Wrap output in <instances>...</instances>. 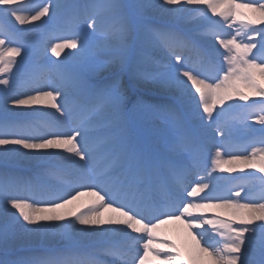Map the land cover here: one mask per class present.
Wrapping results in <instances>:
<instances>
[{"label":"snow or ice","instance_id":"snow-or-ice-1","mask_svg":"<svg viewBox=\"0 0 264 264\" xmlns=\"http://www.w3.org/2000/svg\"><path fill=\"white\" fill-rule=\"evenodd\" d=\"M27 3L28 0H0V18H12L21 26L31 25L60 7L53 0H46L32 9L24 7ZM236 5L237 0H163L162 6H171L165 7V11L180 14L190 9L205 17L202 34L218 42L224 50L222 52L201 53L191 41L176 32L149 25L140 26L145 42L167 49L174 58L175 62L168 68L169 86L182 97L191 93V99L202 108V118L206 116L209 123L215 122V133L221 141L215 145L211 168H205V175L195 181L191 191H188L186 180L200 166L201 147L188 133L177 135L167 154H153L140 149L126 137H122L115 148L106 147L109 144L107 139L89 142L94 123L102 118L106 107L119 117L129 103H136L128 95L122 74L132 71L129 40L136 30V22L130 8L145 5H127L122 0H95L88 6L91 12L86 18L87 27L96 31L98 23L107 21L101 35L115 53L110 60L96 65L94 82H89L83 74L64 73H57L55 79L48 82L32 79L23 84H14L7 77L0 78V85L3 86L0 97L3 98L5 112L9 111V103L21 113L25 107L50 104L61 119L74 115L73 126L67 131L43 134L38 133L30 122L7 116L0 118V146H3L0 148V160H7L19 152L18 148L9 146H22L29 150H65L71 154L66 159L75 165L74 175L65 168L53 170L51 174L60 181L56 189L34 186L11 175H0V205L11 212L13 224L22 220L26 232L58 233L68 240H72L77 232L84 235L99 233L104 237L120 234L126 237L123 243L107 246L103 250L115 258L116 264H264V183L261 184L262 190L251 196H241L244 190L241 187V191L235 192L231 198L205 195L200 200L207 203L185 202L187 197L196 198L198 193L209 189L213 173L217 169L223 170L224 165H229L228 172L239 167L241 170L257 169L259 173H264V135L253 141L261 147H252L248 154H234L235 150L228 149L222 154L221 151L225 147L224 141L231 135L227 117L232 105L225 102L232 100L234 95L243 101L249 100V96L239 90V82L251 88L253 96L264 97V84L257 79L258 76L264 79V28L255 27L264 22V3L251 0L241 5L258 13L261 19L240 21L241 27L232 34L228 29L235 26ZM209 12L219 19L213 20L208 16ZM249 33L251 36H248ZM255 36L260 39L253 42ZM245 37H248V42H244ZM78 40V36L62 39L52 45L51 51L59 56L62 49H76ZM17 42L16 34L0 23V74L12 71L15 57L21 54L22 47L4 46ZM257 44L260 45L258 49ZM189 46L197 51L199 58L195 61L182 55L181 50ZM253 49L257 51L253 52ZM216 54L223 58L226 69L216 67L213 59ZM220 72L222 75L218 74ZM132 74L142 75L134 71ZM21 88L27 90L21 91ZM260 104L264 105V100ZM217 106H220L218 110ZM254 119L264 129V107ZM184 154L190 158L188 163H178L174 159ZM260 180L264 182V176ZM20 188L24 189V195L19 194ZM82 196L94 198L86 211H62ZM213 200L218 203L213 205ZM242 200L248 202L242 203ZM211 206L231 209L232 218L205 219L202 215H192L193 209ZM104 210H111L117 217L105 221L101 218ZM186 215L190 217L186 220L190 230L204 224L213 226L221 238L218 242L220 246L205 240L208 246L204 247L201 244L203 234L197 238L189 232L192 243L186 246L189 256L186 260L185 252L177 247L175 241L156 243L159 240L157 230L162 224L169 220H181ZM105 224L115 226L95 227ZM8 236L6 229L0 230V243L6 242ZM164 248L171 251L163 252ZM257 251L259 260L250 259V254ZM0 264L17 262L5 260ZM32 264L99 262L95 260L94 253L84 254L69 247L50 250L45 259Z\"/></svg>","mask_w":264,"mask_h":264},{"label":"bare ground","instance_id":"bare-ground-1","mask_svg":"<svg viewBox=\"0 0 264 264\" xmlns=\"http://www.w3.org/2000/svg\"><path fill=\"white\" fill-rule=\"evenodd\" d=\"M33 1L28 0L24 7L36 8L37 6H34ZM45 2L46 0H41L37 5H42ZM94 2L95 0H53V3L59 4L60 7L52 10L50 15L32 22L31 25L21 26L12 18H0V23L15 33L18 38L17 43L6 44L4 47L22 46L21 54L16 56V63L12 66V71L0 74V78L7 77L12 79L14 84H23L32 79H42V82H48L54 80L57 73H64L67 75L83 74L89 79V82H94L96 76L87 77L86 73H89L90 68L94 65L110 60L115 55L109 42L101 35L107 21L104 24L98 23L96 31L87 27L86 18L91 12L88 6ZM122 2L125 3L124 0ZM129 2L130 5H145L144 7L130 8L136 22V30L129 40V57L132 71L122 74V82L128 95L136 103L135 105L129 103L119 117L114 115L110 107H106L102 116L106 118L95 121L93 131L89 135V142L95 143L100 139H107L109 144L106 147L115 148L120 142L118 131L114 132V128L110 129L109 126L123 125L128 116L136 123L137 131L145 136L147 144H144L132 132L125 134L123 137H126L140 149L153 154H167L169 145L177 137H170L168 134L169 129H175L177 135L188 133L196 139L201 147L200 166L198 169L193 170L186 180L188 191H191V187L195 186V181L200 176L205 175V168H211L215 145L221 143V141L215 133V122L209 123L206 116L202 118V108H199L197 102L191 99V93H187L182 97L180 93L169 86L168 68L172 64L171 54L163 47L153 46L145 42L141 37L140 26L149 25L157 29L176 32L191 41L195 49H198L201 53H217V50L219 52L224 50L219 47L218 42L212 37L202 34L201 30L206 23V18L199 16L190 9L177 14L172 11H165V7L170 8L171 6H162L163 0H129ZM250 2L251 0H237L235 26L228 29L232 34H235L236 30L241 27L240 21L261 19L258 13L241 6ZM261 2L264 3V0H261ZM208 16L213 20L219 19V17L212 16L210 12ZM255 27L264 28V22L258 23ZM77 36L79 40L76 49H62L59 56L51 51L52 45L55 43L60 42L62 39L77 38ZM248 36H251V33ZM259 39V36L252 38L253 42ZM244 42H248V37H245ZM81 45L83 46L81 47ZM259 47L260 45L257 44V49ZM257 49H253V52H256ZM181 51H184L182 55L187 60L195 61L199 58L197 51L192 46ZM213 59L217 68L226 69L221 56L216 54ZM133 71L142 75L135 76L132 74ZM218 74L222 75V72ZM257 79L264 84V79H260L259 76ZM238 87L241 92L249 96V100L243 101L239 96L234 95L232 100L225 102L232 105L227 117L231 127V135L224 141L225 147L221 149L222 154L226 149L235 150L234 154H248L252 151V147H261L253 141L259 140L264 135V129L254 119L255 115L259 114L260 108L264 107L260 104L264 97L253 96V90L246 87L243 82H239ZM2 89L3 86L0 85V91ZM20 90L26 91L27 89L21 88ZM46 106L51 105L25 107V110L21 113L9 103L7 105L9 111L5 112L3 98L0 97V118L7 116L9 119L30 122L40 134L67 131L73 126V119L59 118V114L55 113V110L51 107L41 112ZM219 107L217 106V110ZM32 109L38 110L33 111ZM175 115H178L180 120H173ZM213 115L215 116V112ZM243 132L245 134H242ZM2 147L0 146V148ZM9 147L18 148L19 152L7 160H0V175H11L20 178L22 181L30 182L34 186L56 189L60 186V181L55 175L51 174L53 170L65 168L69 173L75 174V165L72 161L66 159L71 154L65 150H29L24 149L22 146ZM100 155L102 157L103 153ZM224 158L227 159V157ZM174 159L178 163L186 164L190 158L184 154L176 156ZM224 166L229 167V165ZM224 166L223 170L217 169L213 173L209 189L198 193L196 198L187 197L185 202L194 200L197 203H207L200 200V197L205 195L231 198L235 194L231 187L235 186L239 191L243 187L244 190L241 191V196H245V194L251 196L262 190L261 184L264 182L260 180V174L264 173H259L257 169L245 168L241 170V168L235 167V170L239 173L231 175L233 179L229 185H222L227 172ZM250 173H254V175L250 176ZM205 182L209 181L205 180ZM19 194H25L23 188L19 189ZM93 199L90 196H82L62 211H86L82 205H90ZM241 202L248 201L242 200ZM212 203L215 205L218 201L213 200ZM192 215H202L205 219L219 217L221 220L230 219L233 216L231 209L216 206L193 209ZM116 217L117 214L111 210H104L101 218L108 221ZM187 219H190V217L186 215L181 220H169L162 224L157 230L159 240L156 243L163 244L168 241H175L177 247L180 249L185 248L186 260L189 259L186 246L192 243L189 232L196 235L197 238L203 234L204 239L201 240V244L204 247L208 246L205 240L220 246L218 242L221 238L215 233L213 226L204 224L199 228L194 227L190 230L186 223ZM24 223L21 220L19 224H13L11 212L4 210L3 205H0V230L6 229L9 232L7 241L0 243V261L7 260L17 262V264H32V262L45 259L50 250H64L71 247L84 254L96 252L97 257L94 255V258L99 264H116V260H112L113 257L105 254L103 250L107 246L123 243L126 240V237L120 234L104 237L99 233L84 235L79 232L74 234L72 240H68L58 233L45 235L26 232ZM113 226L115 225L105 224L95 227ZM132 235L137 234L132 233ZM208 236L212 240H209ZM170 251V248L163 249V252ZM258 257V251L250 254V259L256 260Z\"/></svg>","mask_w":264,"mask_h":264},{"label":"rangeland","instance_id":"rangeland-1","mask_svg":"<svg viewBox=\"0 0 264 264\" xmlns=\"http://www.w3.org/2000/svg\"><path fill=\"white\" fill-rule=\"evenodd\" d=\"M126 2H127V1H126ZM33 3H34V6H36L37 0H34ZM30 9H32V7H30ZM15 60H16V57H15ZM96 65H97V64H96ZM96 65H94V67L90 68V73H91V74L89 73V74H87L86 76H90V75H95V76H96V74H95V72H94V69H95ZM173 119H179L178 115L173 116ZM234 171H237V170H234Z\"/></svg>","mask_w":264,"mask_h":264}]
</instances>
